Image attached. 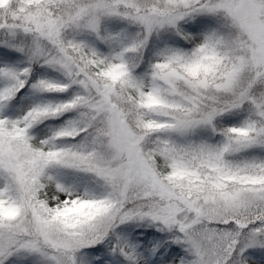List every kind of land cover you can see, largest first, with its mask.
<instances>
[{
  "label": "snow or ice",
  "instance_id": "1",
  "mask_svg": "<svg viewBox=\"0 0 264 264\" xmlns=\"http://www.w3.org/2000/svg\"><path fill=\"white\" fill-rule=\"evenodd\" d=\"M0 264H264V0H0Z\"/></svg>",
  "mask_w": 264,
  "mask_h": 264
}]
</instances>
